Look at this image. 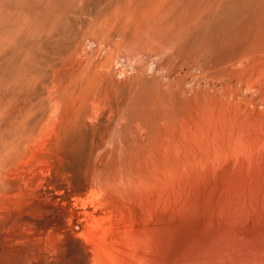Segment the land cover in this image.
Returning <instances> with one entry per match:
<instances>
[{
  "label": "bare ground",
  "instance_id": "1",
  "mask_svg": "<svg viewBox=\"0 0 264 264\" xmlns=\"http://www.w3.org/2000/svg\"><path fill=\"white\" fill-rule=\"evenodd\" d=\"M109 1L96 47L80 43L42 81L31 30L0 36L8 255L264 264V0ZM73 2L46 1L37 42ZM122 46L138 50L118 66Z\"/></svg>",
  "mask_w": 264,
  "mask_h": 264
},
{
  "label": "rangeland",
  "instance_id": "2",
  "mask_svg": "<svg viewBox=\"0 0 264 264\" xmlns=\"http://www.w3.org/2000/svg\"><path fill=\"white\" fill-rule=\"evenodd\" d=\"M46 1L39 0L38 2V0H0V32H1L0 36H2L3 38L2 40H4L2 44L4 46H7L9 40L11 39V34L16 31H19L20 29H24L25 31H27L28 29H29L28 31L31 30L30 33L27 35L28 38L25 39L24 45L27 44V46L31 47L28 49L27 46H25V48L30 50V52L28 53L41 52L40 55L34 56L36 61H38V63L34 61L35 65L32 64V67L38 71L39 80L41 81L50 75L52 69H55L60 63L65 62L69 53H76L77 49L80 48V43L87 42L86 44L88 46L91 44L93 47H96L98 42L95 41L94 38H98V37H96L97 32L93 28L98 26V23L101 22L106 17L107 15L106 13L109 12L107 11L108 10L107 6L110 3V1L107 3L108 0H89V1L88 0H75V2H73L75 5V8L72 9L73 14L72 12H70L65 18L62 19L63 21L61 22L62 24L61 23L59 24L60 26H58L55 29V32L53 29V31L43 36V40H41V42H37L36 41L37 39L34 36L35 30L42 29L43 26L45 27V24H46L45 21H42V19L45 20L44 18L45 16L42 11H45L47 13V9L49 8L48 9V12H49L51 10V7L53 6V3L48 4L46 3ZM39 4H41V7H39L40 6ZM41 8H43L44 10ZM32 16H35V18ZM35 19H38L39 21L37 20L38 22H33ZM19 20L23 22H19ZM25 20H28L30 24L29 22H26ZM24 22H26V24L28 23V25L26 26ZM14 25H16L18 29ZM24 25L26 27H24ZM8 34H10L9 37H8ZM43 42H45V45L47 46V48L45 45L42 44ZM52 48L54 50H52ZM137 50L138 48H135V46H132V47L122 46V48H120L119 50H116V53H119L118 61L116 62L117 65L121 66V64L122 65H125L127 63L129 64V61L125 57L122 56V53H134V51H137ZM42 52H44V54H42ZM2 53H5L4 49L0 50V60L3 59L4 57ZM52 57L55 59L52 60ZM38 58L40 60L42 58H45L46 61H44V59L40 61ZM46 69H49V70H46ZM2 224L3 222H0V239H1L0 240V264H15L18 260V257H15V256H17L18 254L14 256L8 255L7 250L8 249L11 250V248H9L8 242L4 240V237L5 236L7 237L9 232L4 231V233H2L1 235V231H3ZM19 253H23V252L20 251ZM35 264H41V263L36 262Z\"/></svg>",
  "mask_w": 264,
  "mask_h": 264
}]
</instances>
